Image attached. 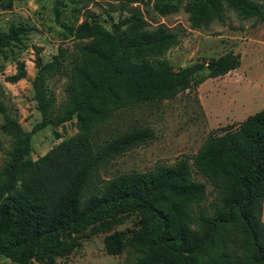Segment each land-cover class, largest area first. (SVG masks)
Wrapping results in <instances>:
<instances>
[{"label":"trees","instance_id":"trees-1","mask_svg":"<svg viewBox=\"0 0 264 264\" xmlns=\"http://www.w3.org/2000/svg\"><path fill=\"white\" fill-rule=\"evenodd\" d=\"M55 1L54 20L59 22L60 1ZM10 3L0 0V10ZM224 5L264 22V6L252 0H190L184 11L197 25L220 17ZM152 9L162 15L177 6L156 0ZM109 27L83 19L74 27L64 26L74 39L71 51L58 48L43 60L36 49L30 84L40 119L26 131L5 115L2 127L14 141L0 167V255L17 264H56V257L79 246L87 228L110 227L133 215L137 227L129 235H104L105 253L132 250L137 257L131 264H264V103L237 128L209 133L193 155L156 163L147 171L101 177L112 160L152 139L149 127L93 140L96 128L114 111L168 99L222 76L239 66V54L227 51L173 69L154 57L177 42L176 32L163 24L149 28L134 8ZM24 31L9 25L0 33V52ZM203 68L206 72L199 75ZM55 74L66 77L65 101L52 113L47 81ZM24 77V65L17 62L15 73L5 80ZM72 119L78 126L74 135L36 159L29 157L36 130Z\"/></svg>","mask_w":264,"mask_h":264},{"label":"rangeland","instance_id":"rangeland-1","mask_svg":"<svg viewBox=\"0 0 264 264\" xmlns=\"http://www.w3.org/2000/svg\"><path fill=\"white\" fill-rule=\"evenodd\" d=\"M59 1V22L54 20L55 0H11L8 9L0 10V33L6 32L9 25L25 29L19 40H12L0 52V167L7 160L6 151L14 141V136L2 128L5 115L16 120L26 131L40 119L30 84L35 73L36 49L43 60L56 53L58 48L71 51L74 39L64 26L74 27L87 19L96 20L109 29L110 23L129 8L138 9L149 28L163 24L177 33V42L154 57L173 69L202 63L227 51L239 54L240 63L226 74L207 78L171 98L139 102L114 111L96 128L94 141L101 142L113 133L135 127H149L153 137L112 160L102 169V178L125 171H147L156 163L170 164L178 158L191 156L209 133L220 134L225 128H237L246 116L263 105L264 22L240 16L224 5L220 17L192 25L184 11L190 0H160L177 6L175 11L162 15L152 9L156 0L128 4L119 0ZM252 1L264 6V0ZM17 62L23 63L25 77L15 82L6 81V76L15 73ZM205 72L203 68L199 75ZM65 82L63 74H55L47 81V89L53 96L52 113L64 104ZM77 131L75 119L36 130L31 136L29 157L36 159ZM206 192L210 199L213 192L208 184ZM135 221L136 217L129 215L110 227L87 228V234L79 237V246L65 257H56V264H131L137 253L124 248L117 255H109L103 249L102 239L113 231L129 235L137 227ZM0 264L17 263L0 255Z\"/></svg>","mask_w":264,"mask_h":264}]
</instances>
